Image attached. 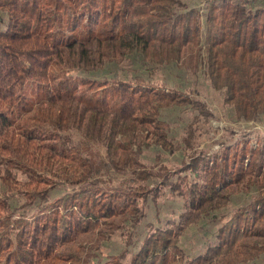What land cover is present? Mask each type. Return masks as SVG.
Instances as JSON below:
<instances>
[{"label": "trees", "instance_id": "1", "mask_svg": "<svg viewBox=\"0 0 264 264\" xmlns=\"http://www.w3.org/2000/svg\"><path fill=\"white\" fill-rule=\"evenodd\" d=\"M0 13V264H254L264 256V133L176 167L151 165L143 155L152 147H196L197 128L189 124L181 146L165 111L209 119L205 102L168 81L91 76L134 55L148 73L202 72L238 122H254L264 117V6L0 0ZM167 191L183 211L166 226L147 223L139 237ZM239 194L248 202L225 212ZM220 212L206 249L186 252L187 228ZM117 234L125 248L105 255Z\"/></svg>", "mask_w": 264, "mask_h": 264}, {"label": "rangeland", "instance_id": "2", "mask_svg": "<svg viewBox=\"0 0 264 264\" xmlns=\"http://www.w3.org/2000/svg\"><path fill=\"white\" fill-rule=\"evenodd\" d=\"M254 6H264V0H248ZM195 4V1H191ZM4 14L0 13V16ZM139 58L132 56L129 61L120 69L117 66H107L104 71L92 74L95 77H112L115 74L128 76V78L144 77L155 82L163 83L168 81L170 87L177 86L185 92L192 94L194 98L205 102L211 112V117L206 119L201 117L199 120H193L197 112L181 111L180 109H170L165 111L164 118L171 125V136L184 146V138L190 123L197 128L196 147L192 150L183 148L175 154H171L161 149L152 147L148 149L143 157L148 164L157 162L165 163L169 167H176L191 154L210 153L217 150L222 143L235 141L240 135L245 133H264V117L251 123L238 122L234 117L233 108L224 101V93L215 90L209 80L201 72L197 76H192L184 72H179L176 67L158 68L152 73L145 72L141 69ZM259 135V134H258ZM254 137V136H253ZM252 194H258L256 188H253ZM55 192L53 196H57ZM248 196L239 194L225 212H230L238 206L248 202ZM157 207L152 206L148 210V216L143 224L137 229L139 237H144L147 233L146 224L153 223L156 226H166L169 220H176L179 213L183 211V200L180 196L171 194L169 191L163 194ZM224 212L215 213L214 217L205 218L198 224L188 227L183 237V243L186 252L197 255L206 249L208 242L213 238L214 233L221 224L220 216ZM124 238L116 235L111 241L105 243V255H119L123 249ZM254 264H264V256Z\"/></svg>", "mask_w": 264, "mask_h": 264}]
</instances>
